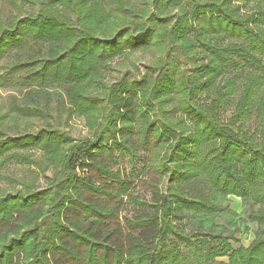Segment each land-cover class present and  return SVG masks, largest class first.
<instances>
[{"label":"trees","instance_id":"1","mask_svg":"<svg viewBox=\"0 0 264 264\" xmlns=\"http://www.w3.org/2000/svg\"><path fill=\"white\" fill-rule=\"evenodd\" d=\"M4 60L0 264H264V0H0Z\"/></svg>","mask_w":264,"mask_h":264},{"label":"rangeland","instance_id":"2","mask_svg":"<svg viewBox=\"0 0 264 264\" xmlns=\"http://www.w3.org/2000/svg\"><path fill=\"white\" fill-rule=\"evenodd\" d=\"M130 60L135 65L139 66V71H142V68H140V66L152 62L153 58L152 56L148 54L138 53V54L132 55L130 57ZM6 64H9V60H6V61L4 60V62H1L0 63L1 68H3ZM116 64L120 66L116 67L115 71L112 74L106 76L109 81L115 80L116 77L121 76L124 73V71L127 68H129V65L121 61L117 62ZM1 71L2 70L0 69V73ZM10 95H16L19 97V95L15 92L0 88V115H3L6 112H8V102H9ZM58 125L59 127L64 128L65 130H68L75 139L86 137L88 134L86 128L84 127V122L82 119H73L69 121L67 124L61 121ZM121 167L124 173L129 172L130 168L126 162H123L121 164ZM25 171H27V169L20 165H17V164L8 165L4 169H2V171L0 172L1 174L0 187L3 189L4 188L7 189L11 187L13 185L11 181H17L18 179H20L22 176H24ZM50 175H51V171L49 170L46 173V176L48 177ZM45 183L46 182L43 177H40L37 182L40 188H43ZM137 193L142 195L143 198L145 199L148 198V191L144 186L139 185L137 188ZM229 207L232 212L236 213L237 215L236 220H238L237 223H238L239 232L235 235V238L238 240L239 242L238 244L247 246L253 239V233L255 231V226L246 221V209L243 207L239 199L231 197L229 200ZM123 208L124 210L121 211L120 213V217L122 218L123 216L132 217L133 211L137 210V208L130 206L129 204H125ZM219 223L222 224L223 220H219ZM233 247H237V245L233 244Z\"/></svg>","mask_w":264,"mask_h":264}]
</instances>
